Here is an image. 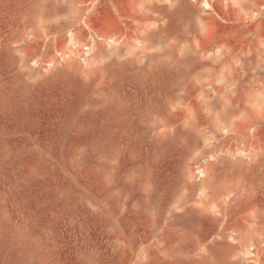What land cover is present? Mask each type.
<instances>
[{"label":"rangeland","instance_id":"1","mask_svg":"<svg viewBox=\"0 0 264 264\" xmlns=\"http://www.w3.org/2000/svg\"><path fill=\"white\" fill-rule=\"evenodd\" d=\"M0 264H264V0H0Z\"/></svg>","mask_w":264,"mask_h":264}]
</instances>
